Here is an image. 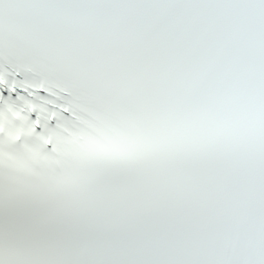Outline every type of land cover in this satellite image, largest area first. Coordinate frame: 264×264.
<instances>
[{"label":"snow or ice","instance_id":"obj_1","mask_svg":"<svg viewBox=\"0 0 264 264\" xmlns=\"http://www.w3.org/2000/svg\"><path fill=\"white\" fill-rule=\"evenodd\" d=\"M0 264H264V0H0Z\"/></svg>","mask_w":264,"mask_h":264}]
</instances>
